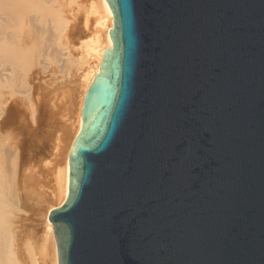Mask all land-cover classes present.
<instances>
[{"label":"water","instance_id":"1","mask_svg":"<svg viewBox=\"0 0 264 264\" xmlns=\"http://www.w3.org/2000/svg\"><path fill=\"white\" fill-rule=\"evenodd\" d=\"M106 2L58 264H264V0Z\"/></svg>","mask_w":264,"mask_h":264},{"label":"bare ground","instance_id":"2","mask_svg":"<svg viewBox=\"0 0 264 264\" xmlns=\"http://www.w3.org/2000/svg\"><path fill=\"white\" fill-rule=\"evenodd\" d=\"M79 13H81L80 24H84L83 29H86L85 32L80 31V34L77 33L80 29L76 27L79 23ZM87 24H91L92 27L89 28ZM112 25L113 15L106 0H0V264H17L11 251H18V247L21 246L16 243L17 249H9L13 234L10 229L13 223H10L14 221L16 223L15 217V220L11 221L12 208H15L19 198L16 197L18 195L14 196V193L7 195L5 192L8 187L6 181L10 180L9 183H13L11 179L12 177L14 179L15 175L10 179L9 175L4 177L2 172L6 171L4 168L6 169L7 164L16 163L17 156L15 146L5 143L7 125L5 115L19 111L20 107L25 105L29 106L30 110L33 109L34 94L37 93L39 85L50 78L59 83L62 87L60 89L68 95L72 88L79 84L80 94L74 129L66 144L63 162L61 159V162L59 161L62 166H56L50 176L52 182L50 194L55 203L52 205V202L51 206H47L42 216H37V221L42 225L40 241L42 247L45 248V243H49L51 262L58 264L53 224L48 222L47 214L50 210L61 206L67 196L68 154L81 125L83 96L98 72L103 50L112 46L108 33ZM40 90L42 89H39V92ZM9 195L14 198L8 197ZM9 198L13 200L12 208L9 206ZM15 237L16 234L14 239Z\"/></svg>","mask_w":264,"mask_h":264},{"label":"rangeland","instance_id":"3","mask_svg":"<svg viewBox=\"0 0 264 264\" xmlns=\"http://www.w3.org/2000/svg\"><path fill=\"white\" fill-rule=\"evenodd\" d=\"M78 18L79 23L76 24V27L80 29L77 32L80 34V31L85 32L86 29H83L84 24H80L81 13H79ZM87 25L89 28L92 27L91 24ZM46 81L39 85L37 93L34 94V108H31L33 112L29 109V106L25 105L20 107L19 111L17 110L11 114L5 115L7 121V125L5 126V143L7 145L15 146L17 151V164L14 160L16 165L13 163L7 164V167L4 165L6 167L4 170L6 171H3L2 167V173L4 174V177L9 175V178L11 179V176L15 175L14 179H16L14 180L12 177L11 181L13 180L14 184L11 183L13 184L11 185L9 183L10 180L6 178V180H9V182L6 181V185L8 184V187L5 189V192L7 195L14 193L15 195H13H18L16 197L19 198L18 199L15 197V199H18V202L15 205V208H12L11 204L13 200H11V198H14V196H8L11 197L9 198V206L13 209L11 221L16 219V223H14L15 221H10V224L13 223L10 227L12 230L11 234L13 233L10 235L13 238L11 237L10 239L11 242H9V249H17L16 243L18 246H25L24 248H21V246L18 247V251H11L17 261V264H52L49 243L46 242L45 248H43L40 242L42 225L40 221H37V216H42L45 213L47 206H51L52 202V205L55 203L53 196L50 194V190L52 188L50 176L51 172L56 168V166H62V163L59 164V161L64 157L66 144L74 129V122L76 120L75 114L77 113L78 109L77 104L80 94L78 83L72 88L71 93L68 95L64 93L63 89H60L62 87L53 79L50 78ZM48 85H50V87ZM39 89L42 90L39 92ZM32 120H34V122ZM13 158L11 162L13 161ZM12 164L15 167L14 169L16 172L12 171L14 170L12 168L13 166H8ZM25 170H27V172ZM15 224H17V226ZM15 234L16 237L14 239ZM18 259H20V261Z\"/></svg>","mask_w":264,"mask_h":264}]
</instances>
